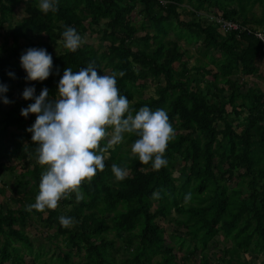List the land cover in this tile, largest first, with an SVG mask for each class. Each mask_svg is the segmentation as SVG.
<instances>
[{
  "label": "trees",
  "instance_id": "16d2710c",
  "mask_svg": "<svg viewBox=\"0 0 264 264\" xmlns=\"http://www.w3.org/2000/svg\"><path fill=\"white\" fill-rule=\"evenodd\" d=\"M17 3L24 16L14 23ZM39 3L0 0V36L8 39L0 42V84L8 88L0 93V192L7 173L12 177L9 198L17 204H0V264H23L14 242L37 264H151L153 257H158L154 264H186L191 256H197V264H246L241 254L264 255V89L255 83L243 88L238 82L240 76L255 77L264 85V47L252 33L222 31L198 14L219 13L264 35V0H55L57 10L48 13ZM255 5L259 16L252 11ZM91 26L105 42L101 51L83 40L74 53L64 47L66 27L82 38ZM40 36L44 41H33ZM179 40L197 42L202 58L188 65L191 55ZM29 48L46 49L52 56L51 74L42 82L28 80L21 66L20 57ZM89 64L98 75L125 73L117 76V88L133 115L144 106L167 112L175 131L164 157L168 164L156 171L151 162L143 165L132 153L121 152L122 142L131 149L139 138L126 133L103 153L105 168L82 185L79 203L72 193L41 217V212L26 210L35 203L46 166L38 163L39 145L27 131L36 115H21L34 99L22 94L34 87L39 96L46 87L54 101L64 70L75 73ZM150 82L152 94L143 96ZM3 97L8 106L2 105ZM6 155L15 162L9 164ZM113 164L128 170L123 181L115 179ZM154 192L159 199H153ZM30 215L53 229L49 239L59 238L64 248L55 246L57 252L40 259L41 245L34 246L21 227ZM60 216L73 218V226L62 227ZM162 219L174 232L184 229L183 234L172 233L166 242L158 223ZM108 231L120 246L106 238ZM218 240L223 242L219 254L210 252ZM173 244L177 250L184 247L181 259H175ZM119 252L126 256L117 261Z\"/></svg>",
  "mask_w": 264,
  "mask_h": 264
},
{
  "label": "clouds",
  "instance_id": "9594fccd",
  "mask_svg": "<svg viewBox=\"0 0 264 264\" xmlns=\"http://www.w3.org/2000/svg\"><path fill=\"white\" fill-rule=\"evenodd\" d=\"M39 8L44 13L57 10L55 0H40ZM62 38L64 47L73 53L83 42L72 27H66ZM20 63L30 81L48 79L53 67L52 56L43 48L27 49L21 55ZM124 74L121 71L98 75L93 64L75 73L68 67L58 84V99L50 101L46 87L39 96L34 95V87L23 91V98L34 99V103L21 109V115L25 118L29 113L36 115L35 123L27 131L32 133V142L39 145L38 163L46 166L39 183V194L35 203L26 206L27 211L55 210L59 202L70 198L72 193L79 203L83 199L82 185L90 183L97 171L102 172L105 168L103 153L120 144L126 133L139 137L133 143L131 153L141 164L151 162L156 171L167 166L165 153L169 142L175 139L169 116L163 109L152 111L148 106L141 107L133 115L127 97L120 95L117 88L116 78ZM9 76L13 73L9 72ZM7 91V86L0 84V93ZM2 99L4 104L10 103L7 97ZM109 135L111 138L102 148L101 142ZM111 171L117 181H123L128 175L126 168L116 164L111 166ZM159 198L160 193L154 192L153 199ZM190 200L191 193H188L185 202ZM59 222L64 228L74 224L73 218L65 216H60Z\"/></svg>",
  "mask_w": 264,
  "mask_h": 264
},
{
  "label": "rangeland",
  "instance_id": "374dc122",
  "mask_svg": "<svg viewBox=\"0 0 264 264\" xmlns=\"http://www.w3.org/2000/svg\"><path fill=\"white\" fill-rule=\"evenodd\" d=\"M252 11L254 12V14L256 16H259L260 15V8L258 5H255L252 9ZM204 13V12H202ZM24 16V12H23V7L22 5H18V3L15 5V8H14V12H13V15H12V19H13V22H17L20 20V18ZM180 18L182 19H186V16L183 15V14H180L179 15ZM137 17H135L136 19ZM91 31L90 33H85L83 36H82V40L86 43H90L92 44V46L97 49V51H101L103 48V45H105V42H101L99 37H100V33L97 29V27H93L91 26V28H89ZM169 35H172V32L170 31L169 32ZM44 41V37L43 36H40L39 38L35 37L33 39L34 42L36 41ZM1 41H4V42H8V39L5 37V34L0 36V42ZM19 42L22 44L24 43L21 39L19 40ZM178 45H180L181 49H185L191 56L189 57L188 59V65H191L193 62H194V59L195 58H198L200 57V59L202 58L200 52H199V44L197 42L195 43H190V44H186L183 40H179L177 41ZM61 48V46L59 47H52V50L54 52L58 51V49ZM202 60H206L205 58L202 59ZM236 78H238L236 76ZM238 82H241L242 83V87L245 88L244 86H246V84H249V83H255L257 84L258 86H260L262 89H264V85L262 83V80L261 79H257L255 77H243V76H240L238 78ZM152 82H150V84L147 86V88L145 89L144 93H143V96H149L152 94ZM59 96H58V93L56 95V99H58ZM2 105L4 106H8L9 104H4L2 103ZM109 133H111L109 131ZM111 138V136L109 135L108 137L105 138L104 141L108 142V140ZM120 151L123 152V151H126L127 154H130L131 153V149H130V146L129 144L127 143H123L122 142V145L120 147ZM7 159L6 161L9 163V164H12L15 162V160L13 159V157L10 155H6ZM4 161H5V156L3 157ZM21 166V165H20ZM31 165H25L24 167H30ZM18 169V168H17ZM174 176H176V173L173 174ZM2 179H4L3 181V192H0V204H8V206L10 207H16L17 204L15 202H12L11 199L9 198V196L11 195V189H10V186H11V179L12 177L8 178V174L6 173V175H3L2 176ZM181 180L177 178L176 180V184H180ZM0 185H1V181H0ZM45 216V212H41V217H44ZM159 221V220H157ZM159 224L162 225V227L164 228V232H165V241L166 242H169L170 243V237L169 235H171L172 233L178 235V233H180V235H182L184 229L182 228H178V232H174V226L172 224H170L169 222H167L165 219H162L158 222ZM22 227V230L28 235L29 239L31 240V242L33 243L34 246L36 245H41V251L43 252V254L40 256V259H47L52 253H55L58 251V248L59 249H63L64 248V245H63V241H61L59 238L57 239H52L50 240L49 239V234H52L53 233V229H46L44 228L42 225H41V221L39 218H37L36 216L34 215H30V218L29 219H26L24 224L21 226ZM20 227V228H21ZM106 235V238L107 239H113L114 240V245L117 246V245H121V242L118 241L114 235H113V232L111 231H108L107 233H105ZM217 239H220V236H217ZM0 240H1V237H0ZM173 243V242H172ZM214 243L216 244V247H209V251L210 252H216L218 253L219 252V249L222 247L223 245V242L219 241L218 240V243L217 241H214ZM190 244V243H189ZM228 244V243H227ZM14 247L22 253V257H23V264H37L35 262L32 261V256L30 254H28L27 251H24V250H21V247L20 245L16 244V242L13 243ZM55 246H57L58 248H56ZM173 247H174V250H173V253L175 255V259L178 260V259H181V257H183L185 254H186V251H184V247L181 248L180 250H177V245L173 244ZM219 254V253H218ZM126 256V253H117L115 255V258L116 260L118 261L119 258L121 257H124ZM263 254L261 255H257L255 256L254 254H241V258L244 259V261H254V264H263L259 258H263ZM213 255L210 257L212 258ZM196 258L197 256H191L189 257L187 260H186V264H197L196 262ZM259 259V260H258ZM73 260H77V257H73ZM158 260V257H153V259L151 260V264H154L155 261ZM2 264H9V262H5V263H2ZM78 264H80V262H78ZM215 264V263H214Z\"/></svg>",
  "mask_w": 264,
  "mask_h": 264
},
{
  "label": "built area",
  "instance_id": "2783aa9c",
  "mask_svg": "<svg viewBox=\"0 0 264 264\" xmlns=\"http://www.w3.org/2000/svg\"><path fill=\"white\" fill-rule=\"evenodd\" d=\"M159 3L163 4L164 0H157ZM198 14H202L208 21H213L216 26L222 31H237V32H245L246 34L252 33L257 39H259L262 43V49L264 47V40H261V37H264L263 33L259 30H251L245 25L239 24L237 21L225 19L221 17L219 13L213 14L211 11L206 13L198 12Z\"/></svg>",
  "mask_w": 264,
  "mask_h": 264
},
{
  "label": "crops",
  "instance_id": "0c3cea01",
  "mask_svg": "<svg viewBox=\"0 0 264 264\" xmlns=\"http://www.w3.org/2000/svg\"><path fill=\"white\" fill-rule=\"evenodd\" d=\"M264 258V257H263ZM263 258H259L260 259V261L264 264V259ZM258 259V260H259ZM246 261V260H245ZM247 263L246 264H254V261L252 260V261H246Z\"/></svg>",
  "mask_w": 264,
  "mask_h": 264
},
{
  "label": "bare ground",
  "instance_id": "6f19581e",
  "mask_svg": "<svg viewBox=\"0 0 264 264\" xmlns=\"http://www.w3.org/2000/svg\"><path fill=\"white\" fill-rule=\"evenodd\" d=\"M255 29V28H254Z\"/></svg>",
  "mask_w": 264,
  "mask_h": 264
}]
</instances>
